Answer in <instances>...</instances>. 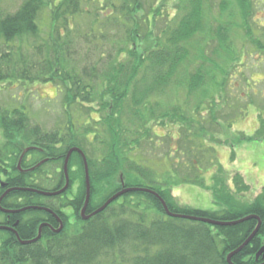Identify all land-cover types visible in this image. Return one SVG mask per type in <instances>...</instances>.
<instances>
[{"label": "trees", "instance_id": "16d2710c", "mask_svg": "<svg viewBox=\"0 0 264 264\" xmlns=\"http://www.w3.org/2000/svg\"><path fill=\"white\" fill-rule=\"evenodd\" d=\"M5 1L0 0V83H53L64 96L71 128L47 132L26 109L0 108V227H5L0 229V264H230L229 256L248 240L259 221L256 237L233 255L231 262L263 263V256L257 258V254L264 247V193L251 204L242 205L236 194L248 191L244 178L235 175L237 192L233 193L226 182L214 176L210 189L221 211L181 208L172 195L177 173L165 171L173 176L163 179L153 168L163 167V159L172 162L180 153L172 151L173 155L167 158L165 141L152 145L155 138L165 140L176 134L172 133V137L154 134L149 127L151 114L159 117L162 122L158 126L164 131L170 127L169 121L171 127L178 129L181 125L183 130L197 123L194 135H182L190 142L198 140L197 148L205 145L203 127L213 126L212 121L221 123L219 112L213 114V108L208 117L212 121L202 115L207 99L213 95L210 87L215 84L217 91L226 90L224 72L232 70L231 64L238 60L231 56L235 52L231 46L235 25H225L218 36L212 31L219 41L214 52L228 56L224 60L227 68H223L222 60L215 65L209 62L214 67L213 75L204 58L196 73L184 76L183 68L193 59L188 43L205 28L206 0H182L172 21L168 19L169 13L165 18L160 8L153 7L146 23L151 33L152 20L162 22L157 43L139 44L136 48L132 44L140 40L143 30L140 31L141 21L136 20L135 14L148 7L146 0H21L11 10L3 7ZM244 1L233 0L231 6L240 5L246 12L249 7ZM228 5L226 2L222 7ZM116 29L129 38L118 46L108 40L114 37ZM249 33L252 35L250 30ZM220 76H225L221 82ZM178 81L187 88L179 89ZM193 96L199 100L196 109L190 103ZM163 98L166 102L161 107L159 101ZM95 103L106 104L100 109L113 112L101 122L108 127L112 140L105 145L100 142L102 150L96 158H90L81 129L73 127L70 110L78 104L96 109ZM150 106L158 107L157 111ZM129 108L133 109L135 121L131 128L124 126ZM201 118L209 123L198 122ZM142 120L148 123L140 130L136 125ZM114 122H118L119 130L114 129ZM259 122L254 137L257 140L264 138V119L260 117ZM146 139L162 154L145 159L141 152L131 157L134 149L142 151V141ZM73 148L80 149L88 161L91 199L87 215L100 209L123 188H138L158 193L173 214L232 225H211L169 216L160 200L145 192L127 193L85 221L81 217L86 202L85 166L78 153L69 162L71 185L66 192L49 197L22 191L62 190L66 185L65 161ZM218 168L216 174L221 173V166ZM193 174L195 177L180 179V184L205 186L201 172L195 168ZM120 178L123 182H118ZM29 207L49 210L62 223L44 210L19 212ZM250 216L255 218L241 222ZM43 224L48 226L43 228L41 238L28 244L38 237ZM61 225L62 230L56 233Z\"/></svg>", "mask_w": 264, "mask_h": 264}, {"label": "rangeland", "instance_id": "374dc122", "mask_svg": "<svg viewBox=\"0 0 264 264\" xmlns=\"http://www.w3.org/2000/svg\"><path fill=\"white\" fill-rule=\"evenodd\" d=\"M20 1L21 0H6L3 3V7H10V10L15 9V6L18 2L20 3ZM146 1L148 7L144 8V12L135 14L136 20L141 21L140 31H143L140 33V40L132 44V47H135V45L138 46L139 44L155 45V43H157V34L161 31L160 25L162 22L158 19H153L152 27H150L151 33L147 29L148 24L146 23L148 12L150 10L152 11L153 7L160 8L165 18H168L166 15L169 13L170 18L168 19L172 21L178 13V7L182 5V0ZM232 1L233 0H206V10L204 14L205 28L201 33L202 35L200 34L197 38L193 39L191 43H188L192 51L193 59L183 68L184 71L182 70L184 76H187L189 73H196L199 66H202L204 63V58H206L205 62L207 63V69L210 73L214 70L212 65L219 64L221 60L224 65L223 68H227V63H225L224 60L228 58V56L223 53L219 56L214 52L219 46V41L215 38V34L213 33H216L218 36V31L222 27H225V25L228 26L229 23L230 25H235L232 27L233 33L231 34V46L235 52H232L231 56L236 57L238 60L231 64L232 70L227 69L228 71L224 72L226 76L225 84L227 86L224 87L227 88L226 90L217 91L218 87L214 86L215 84L210 87L213 90L214 96L210 94L212 99H207L208 101H206L205 104V106H207L206 111H208V108L209 111L206 112L204 110L202 115L203 119L209 122L212 121L208 119V117H211L210 108L211 110L213 108V114H216L217 111L219 112L220 115L218 119L221 123L212 121L213 126L207 125V129L203 127L201 133L203 134L202 137L205 145L197 148L195 145H198V140L192 139L194 142H190L183 137L184 135H194L196 132L194 130L198 129L197 123L183 130L180 128L181 125L178 129H176L175 126L171 127V121H169L168 126L170 127L167 131H164L158 126V122L161 121L158 119L159 117H153L151 114L149 120V127H151L152 130L154 129V134L167 137L174 136L172 133L176 134L173 138H167L165 140L160 139L158 141V139L155 138L152 145H156L157 142L161 140L165 141L166 150L164 154L167 158L173 155L172 151L178 150L180 154H177L175 159H171L172 162H167L163 159V163L165 164V166L163 164V167L159 165L155 166L154 163L153 165L155 167L153 166V168L158 176L164 177L163 179H167L177 173L174 185L171 183L170 185H173L172 195L176 204L181 208L213 212L221 211V206L216 204L215 195L210 189V186H214V176H218L223 182H226L233 193L237 192L233 181L235 175L240 173V176H246L247 183H249L248 191L241 195L236 194L239 199L237 201H240L242 205L251 204L258 196L264 193V185L262 189L260 188V181L264 180V138L261 140L254 139L256 131L260 126V117L264 119V0H245L244 2H247L248 5H246L249 7V9L246 10L247 13L241 9L240 5L231 6ZM226 2L229 5L222 7ZM235 2L236 1H234V3ZM133 29L135 28L133 27ZM152 30L155 33L152 32ZM249 30L252 35L249 33ZM108 40H110V43L112 40L113 43L118 46L122 40L128 41L129 38L122 36L119 29H116L114 37H110ZM209 62H211L212 65ZM211 74L215 75L214 73ZM221 74H223V72L220 73V75ZM224 77L220 76L219 81L221 82ZM178 86L179 89L182 90L187 88L181 85L180 81H178ZM178 86L173 87L176 89ZM169 94L170 98L174 99V96H172L171 93ZM63 97L61 90L50 82L31 83L19 81L0 83V108L8 110L14 108L26 109L37 123L43 125L44 130L47 132L55 131L56 129H65L67 127V129L71 128L69 124V114L67 112L69 109L65 108ZM183 99L185 98L183 97ZM197 99L194 97L190 102L195 106V109L199 101H196ZM108 101L109 99L105 102ZM175 101L176 100H174V102ZM165 102L164 98L162 102L160 100V106L163 107ZM104 106H106V104L95 103L93 108L96 109H92V107H84L78 104L70 110L73 116V127H79L81 129L80 133L83 134L82 136H84L83 138L85 139L84 147L90 158H96V154L100 153L102 150L100 142L105 145L112 140H110V131L107 129L108 127L106 128V125L101 122L105 120L106 116L109 117L113 112H111L110 109L107 111L100 109V107ZM149 108L156 111L158 109V107L156 109V107L154 108L153 106ZM126 112L124 116L128 118V120L124 126L131 128V126L135 124L132 118L133 109L129 108V111ZM155 115L159 116L158 113ZM151 118L156 119L152 120ZM203 119H198V122L205 124L206 121L203 122ZM164 122H166V120H164ZM147 123L148 121L142 120L136 126H138V128L140 127V130H143L147 126ZM113 124H115L113 125L114 129L119 130L118 122H114ZM210 126L212 128H210ZM200 130H202V127ZM163 141H161L162 144ZM148 142L149 140L147 139L143 140L141 146L142 151L134 149L131 157L141 152L145 159L152 158L153 154L159 157L162 152L157 149V147L153 148ZM252 148L255 149L253 151L254 153L249 152ZM192 149L193 151H191ZM213 149H215V152H213ZM232 154H234L233 159ZM191 160L196 163H191ZM236 162L239 163L234 165ZM219 165L222 170L221 173L216 174L217 169L219 170ZM193 167L201 172L200 176H204L205 186L199 185L202 188L198 187V185H181L179 182L180 179L182 180L187 176L190 178L195 177V174H193ZM165 171H170L173 175L170 173L167 174ZM119 181L123 182V178H120L118 182ZM122 186L124 187V185ZM54 218L57 219L58 222H61L57 215L54 216Z\"/></svg>", "mask_w": 264, "mask_h": 264}, {"label": "water", "instance_id": "95a60500", "mask_svg": "<svg viewBox=\"0 0 264 264\" xmlns=\"http://www.w3.org/2000/svg\"><path fill=\"white\" fill-rule=\"evenodd\" d=\"M74 153H78L83 158L84 165H85L86 193L87 194H86V202H85L84 208L81 211V217L83 218V220L87 221L90 218L96 216L97 214L102 213L108 206H110L112 203H114L116 200H118L120 197H122L123 195H125L127 193H131V192H145V193L152 194L156 198H158L160 200L162 206L164 207V210H165L166 214L169 215V216L178 217V218L180 217V218L196 220V221H202V222H205V223H208V224H211V225H232V223L219 222V221H214V220H211V219H199V218H195V217H191V216L173 214L172 212H170L166 202L161 198V196L158 193L154 192L153 190L138 189V188H123L120 192H118L113 197H111L100 209H98L97 211H95L91 215H87V209H88V205H89V202H90V199H91V184H90V177H89V167H88V162H87L85 154L78 148H73L72 150L69 151V153L67 155V158H66V161H65V166H64V171H65L66 181L67 182H66L65 187L62 190H60L58 192H52V193L42 192V191H38V190H34V189H22V191L37 193V194L44 195V196H49V197H53V196L62 194L63 192H66L68 190L69 186H70V180H69V174H68L69 162H70L71 156ZM27 210H44V211L50 212L51 214H54V213H52L49 210L38 208V207L25 208V209L20 210L19 212H24V211H27ZM54 216H56V214H54ZM254 218L255 217L250 216V217H247V218L243 219L241 222L247 221V220H251V219H254ZM45 226H48V225L43 224L40 227L38 237L34 241L29 242L28 244L37 242L41 238L42 231H43V228ZM260 226H261V221H259V226L253 232V234L248 238V240L236 252H234L233 254H231L229 256L228 262L230 264H232L231 258L233 257V255H235V254L239 253L240 251H242L247 245L250 244L252 239H254L256 237V235L258 234ZM4 228L5 227H0V229H4ZM62 228H63V225H61V228L58 231H56V233H59V231H61ZM263 254H264V247L257 254V258L260 257Z\"/></svg>", "mask_w": 264, "mask_h": 264}, {"label": "crops", "instance_id": "0c3cea01", "mask_svg": "<svg viewBox=\"0 0 264 264\" xmlns=\"http://www.w3.org/2000/svg\"><path fill=\"white\" fill-rule=\"evenodd\" d=\"M258 143H260V142H258ZM247 146V145H246ZM245 146V147H246ZM255 149L254 148H252L249 152H253ZM254 153V152H253ZM239 162H236L234 165H237ZM238 174H240V173H238ZM242 175V174H241ZM243 176V178H244V180H245V182H246V184L247 185H249V183H247V180H246V176L245 175H242ZM264 178V177H263ZM261 182V184H260V188L262 189V186L264 185V180H262V181H260ZM263 191H264V189H263Z\"/></svg>", "mask_w": 264, "mask_h": 264}, {"label": "flooded vegetation", "instance_id": "af4514ba", "mask_svg": "<svg viewBox=\"0 0 264 264\" xmlns=\"http://www.w3.org/2000/svg\"><path fill=\"white\" fill-rule=\"evenodd\" d=\"M28 171H30V170H28ZM28 171H27V172H28ZM22 172H24V170H23ZM261 256H263V259H264V255H261ZM261 256H260V257H261ZM258 258H259V257H258ZM263 263H264V262H263ZM263 263H261V264H263Z\"/></svg>", "mask_w": 264, "mask_h": 264}]
</instances>
